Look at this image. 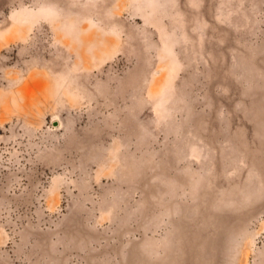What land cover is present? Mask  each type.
Here are the masks:
<instances>
[{"label":"rangeland","instance_id":"rangeland-1","mask_svg":"<svg viewBox=\"0 0 264 264\" xmlns=\"http://www.w3.org/2000/svg\"><path fill=\"white\" fill-rule=\"evenodd\" d=\"M0 264H264V0H0Z\"/></svg>","mask_w":264,"mask_h":264}]
</instances>
